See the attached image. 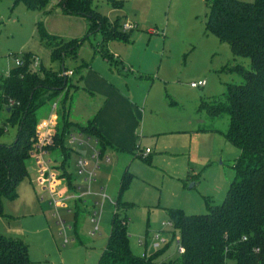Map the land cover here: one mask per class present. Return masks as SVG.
Segmentation results:
<instances>
[{
  "label": "rangeland",
  "instance_id": "obj_1",
  "mask_svg": "<svg viewBox=\"0 0 264 264\" xmlns=\"http://www.w3.org/2000/svg\"><path fill=\"white\" fill-rule=\"evenodd\" d=\"M91 3L110 25H117L120 30L127 24L134 26L125 31L127 41L114 38L108 49L104 36L91 31L88 19L64 14L60 0H48L45 11L30 10L18 0L1 1L0 78H6L17 67V57L25 54L31 56V69L35 72L73 70L76 75L64 95L75 96L74 101H79L83 109L88 101L77 99L78 90L72 83L77 85L81 74L84 75V62L101 66L110 78L112 73L121 77L117 81L120 87L125 89L128 84L135 97L141 99V108L149 95L146 108L149 116L138 145L142 151L150 149L151 154L144 159L135 153L120 152L116 156L109 153L111 162L100 164L96 182L88 192V186L77 173L76 162L78 155L90 159L92 149L68 144L69 172L80 187L76 195L81 201L62 200L61 191L68 189V184L60 183L56 177L53 191L59 201L57 207L48 190L44 168L33 152L26 162L28 175L18 186L16 198L2 203L0 236L23 242L28 247L31 264H96L107 246L117 210L120 178L128 168L133 178L121 196L120 214L129 220L132 252L140 257L163 252L162 259L177 260L181 256L180 235L170 222L168 209L203 215L208 213L209 205H221L235 178L240 154L226 137L229 115L211 119L203 103L222 96L229 84L244 82L227 66L249 69L250 62L234 57L229 45L208 31L207 0H92ZM43 31L83 41L78 55L66 57L63 63L54 60L52 50L42 38ZM101 44L105 53L109 50L119 60H113L111 65L104 62ZM114 76L116 80L118 77ZM203 80L207 82L204 88L191 87ZM53 108L54 104L48 103L38 112L39 133L46 132ZM4 121V114L0 113V125ZM18 131V125H7L0 144L12 145ZM71 134L79 138L75 131ZM83 140L87 141L86 137ZM89 144L98 147L94 140ZM49 160L46 156L51 171L53 168L57 171L58 163ZM58 172L62 175L60 169ZM97 182H103L102 190L96 186ZM94 212L98 214L96 222Z\"/></svg>",
  "mask_w": 264,
  "mask_h": 264
},
{
  "label": "trees",
  "instance_id": "obj_2",
  "mask_svg": "<svg viewBox=\"0 0 264 264\" xmlns=\"http://www.w3.org/2000/svg\"><path fill=\"white\" fill-rule=\"evenodd\" d=\"M18 1L24 2L30 10L45 11L48 5V0ZM91 2L60 0V5L64 14L88 19L91 31L100 32L105 42L114 38L127 41L123 27L120 30L117 25H110ZM207 2L210 10L206 24L208 31L227 43L234 57L250 62L249 69L241 65L227 66L228 71L238 73L244 82L229 84L222 96L203 103L211 119L229 115L226 137L240 151L235 164V178L224 202L209 205L207 214L187 215L179 209H168L170 222L179 231L178 242L184 253L177 260H164L163 252L144 257L132 252L129 220L120 214L121 196L133 178L125 170L107 246L97 264H227L228 261L264 264V0ZM41 35L52 50L54 60L62 63L68 56H77L83 42L44 31ZM17 60V67L6 78H0V113L5 117L4 124L0 125V138L7 125L19 126L17 140L12 145L0 144V209L4 200L16 198L18 186L28 175L26 162L37 142V115L48 103H58L54 143L48 149L62 156L57 170L62 171L61 178L71 191L76 193L79 188L69 172L71 131L95 139L102 159L108 145L93 122L82 127L68 120L75 96L64 95L70 79L63 71L44 69L35 72L31 69L29 54L17 57ZM138 150L141 149L138 147L136 152ZM0 264H31L28 247L19 240L0 236Z\"/></svg>",
  "mask_w": 264,
  "mask_h": 264
},
{
  "label": "crops",
  "instance_id": "obj_3",
  "mask_svg": "<svg viewBox=\"0 0 264 264\" xmlns=\"http://www.w3.org/2000/svg\"><path fill=\"white\" fill-rule=\"evenodd\" d=\"M72 39H76V38H72ZM109 42H106L107 43L106 46H108V49L110 44ZM101 45H102L101 46L102 50H100V56L103 58L104 62H108L111 65L113 60L116 59V62L119 60V56L117 54L109 50H108L109 53H105L104 45L103 44ZM107 56H112V58ZM83 67H85L84 75L81 74L80 78L78 79L79 83H77V85L73 83L72 85L74 86L75 89L78 90L76 93L77 99L80 101L82 100V102L85 101L88 102L86 103L87 104L86 107L81 109V107L79 106V101L76 103V101H74L75 100L74 98L68 112V116H67L68 120L71 123L80 125L82 127H85L89 123L93 122L94 127H96V129L101 133V135L105 138L106 143L108 144L105 149V158L108 157L110 161L107 162V160L104 159L102 160V162L104 163L111 162V158L108 155L109 153H111L114 156L118 155V153L120 152L131 153V154L135 153L138 156L136 149L139 147L138 144L142 139V137L144 136V130L146 128L145 119L147 116H149L147 114L148 110L146 109L148 105L149 95L144 100V107L141 108V106L139 105L141 99H137L135 97V95L131 92L128 84L125 89L120 87V84L117 81H119L121 77L119 78V76H114V73H112L110 74L111 75L110 78L105 73L104 69H101L102 68L101 66L99 67L100 68L99 69L97 67L92 66L91 64H88L87 62H84ZM65 73L67 76H69L70 80H73L76 75V72L73 70L67 71ZM112 76L118 78L114 80ZM90 100L92 102H90ZM74 117H76L77 119H74ZM57 119H58V115H57ZM57 119L55 121V126H52L54 134L57 126ZM39 127L40 125L38 124V128ZM93 140L95 141V139H92V141ZM147 149L148 148H146L143 151H146ZM49 152H50L48 155L50 159L49 162L50 163L53 162L56 164L58 163V165L60 166L62 162V156L51 153V151ZM92 155H93V151H92ZM80 156L81 155H78V158ZM55 157H58L57 162L55 160ZM88 160L91 162L89 166H92L89 167V169H93L94 161H92L91 158ZM121 169H120V173H122L123 171ZM125 170H128V168H126ZM52 174L55 177L59 178L58 181L60 183L66 182L63 178H61L62 175L58 172V170L56 171L53 168ZM96 178H97V170H96V177L94 182H96ZM121 178H120V183H121ZM97 184L98 185L96 186L97 187L101 186V190H102L103 186L101 184H103V182H100V184L97 182ZM78 189H80V187ZM61 193L63 196L62 200L74 199L75 202L77 201V199H75L74 197L76 193L71 191L69 188L67 189L65 187V189L63 190V192L61 191ZM83 203L85 202L83 201ZM84 220L86 222L87 218H85ZM93 220H94V216H93Z\"/></svg>",
  "mask_w": 264,
  "mask_h": 264
},
{
  "label": "built area",
  "instance_id": "obj_4",
  "mask_svg": "<svg viewBox=\"0 0 264 264\" xmlns=\"http://www.w3.org/2000/svg\"><path fill=\"white\" fill-rule=\"evenodd\" d=\"M252 1V0H249ZM134 28L133 25H124L123 26V30L124 31H129L132 30ZM207 85V82L205 80L200 81L198 83H192L191 87L193 89H198V88H204ZM57 105L54 104V108H53V112L50 115V118L48 120L47 126H46V132L41 134L39 133V131H37V142L35 143V147H34V151L36 154L37 159L40 161V167L44 168V174H45V178L47 179V183H48V190L50 191V193L52 194V197L54 198V204L58 207V202L57 200H55L56 195L54 194V180H55V176L52 174L51 169L49 168L48 163L45 161V157L49 155V147L50 145H52L53 143V137H54V132H50V129L52 126H55V121L57 119ZM40 128V127H39ZM38 128V130H39ZM83 136L82 134H79V138H76L74 135H71L70 137V144H78L80 146H89L91 147L92 151H93V155L91 157V160L94 161V168L93 169H89V160L84 158V157H79L76 163V168H77V173L80 177L83 178V182L85 183V185L88 186V192H90L91 190V185L92 183L95 181V177H96V170L99 169L100 164L102 162V160H107V162L110 161V159L108 157H104L102 159L101 157V153L98 147H92L89 144V141L92 140L93 138L86 137L87 141L83 140ZM95 144L98 146V142L95 140ZM151 150L147 149L146 151H142V150H138L137 154L142 156L143 158H146L150 155ZM75 199H81L80 196L75 195L74 196ZM105 198V196H104ZM98 214L94 213V221L96 222V216ZM62 224V223H61ZM98 230V228L96 229V231ZM93 234H95V232H93ZM179 252L180 254L184 253V249L180 246L179 248Z\"/></svg>",
  "mask_w": 264,
  "mask_h": 264
},
{
  "label": "water",
  "instance_id": "obj_5",
  "mask_svg": "<svg viewBox=\"0 0 264 264\" xmlns=\"http://www.w3.org/2000/svg\"><path fill=\"white\" fill-rule=\"evenodd\" d=\"M62 71H63V74L66 75V73L64 72V69H62Z\"/></svg>",
  "mask_w": 264,
  "mask_h": 264
}]
</instances>
